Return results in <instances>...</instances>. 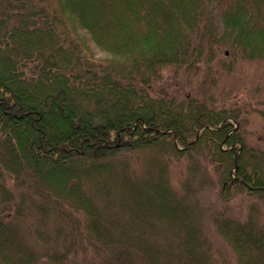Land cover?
Here are the masks:
<instances>
[{
  "label": "trees",
  "instance_id": "trees-1",
  "mask_svg": "<svg viewBox=\"0 0 264 264\" xmlns=\"http://www.w3.org/2000/svg\"><path fill=\"white\" fill-rule=\"evenodd\" d=\"M221 49L264 62V0H0V264H218L200 194L264 204V149L154 85ZM255 212L210 220L236 264H264Z\"/></svg>",
  "mask_w": 264,
  "mask_h": 264
},
{
  "label": "rangeland",
  "instance_id": "rangeland-1",
  "mask_svg": "<svg viewBox=\"0 0 264 264\" xmlns=\"http://www.w3.org/2000/svg\"><path fill=\"white\" fill-rule=\"evenodd\" d=\"M96 61L104 62L109 56L92 47ZM211 64L207 54L200 66L192 72L166 70L154 87L165 89L167 94L181 98L188 96L201 98L203 94L213 98L208 103L212 109H229L238 112L242 121V136L249 147L264 149V62L248 61L233 55L229 50L221 49L215 53ZM237 128V127H236ZM186 161L170 164L169 176L173 188L180 192L186 177ZM212 171V170H211ZM211 177L215 179V175ZM12 185V181L7 182ZM12 187V186H11ZM200 204L204 209V230L208 237L218 264H236L232 252L217 236L210 220L219 212L244 222L250 211H256L264 224V204L255 197L245 194L235 195L229 201L220 197V186L206 185L200 194Z\"/></svg>",
  "mask_w": 264,
  "mask_h": 264
}]
</instances>
